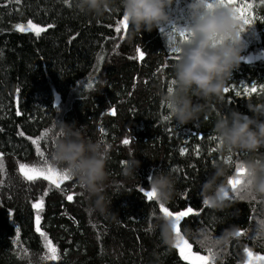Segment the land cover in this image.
Listing matches in <instances>:
<instances>
[{"label": "trees", "instance_id": "obj_1", "mask_svg": "<svg viewBox=\"0 0 264 264\" xmlns=\"http://www.w3.org/2000/svg\"><path fill=\"white\" fill-rule=\"evenodd\" d=\"M75 2L0 0V154L4 166L0 171V264H187L176 248L162 244L159 229L147 230L162 214L159 204L148 201L140 188L150 190L147 177L160 172L171 173L176 180V192L167 207L178 211L191 206L198 212L181 222L182 235L195 253L206 254L211 246L201 243L202 233L211 240L235 227L245 235L233 238L222 253V264H245L244 248L264 254V233L260 232L264 202L252 200L245 192L241 199L228 189L229 206L215 210L203 204L202 190L212 165L230 155L211 151L218 143L211 139L218 116L232 109L251 115L247 104L264 105V92L259 91L264 85V59L259 57L264 51V0H235L230 5L240 7L253 21L243 33V59L228 82L230 91L224 99L199 101L205 103L204 112L184 126L172 118L163 119L170 110L161 93H166L173 78L172 57L177 55L171 52L169 37L180 42L172 24L163 25L164 32L153 30L128 39L129 27L126 32L123 27L119 34L115 31L121 11L93 18L80 14ZM187 2L175 0L169 9L177 27L186 22ZM29 20L46 31L37 37L34 31L16 29L17 24L27 26ZM137 48L144 52L143 59ZM252 84L258 91L245 95L244 86ZM235 91L241 96L236 97ZM113 109L115 115L109 113ZM18 110L21 115L16 114ZM57 121L75 122L83 126L86 137L103 138L113 145L108 170L114 186L108 195L114 197L107 213L90 212L73 179L57 189L51 181H27L21 174V163L44 165L47 160L51 165L49 130ZM44 132L48 136L39 144L44 155L38 156L32 140ZM126 138L128 145L122 142ZM181 149H187L184 155ZM231 155L230 176L235 162L245 154ZM132 157L141 162L138 174L125 179L122 162ZM74 193L69 202L67 195ZM40 199L44 202L41 230L57 249L56 260L40 259L49 254L45 238L36 232L32 205Z\"/></svg>", "mask_w": 264, "mask_h": 264}, {"label": "clouds", "instance_id": "obj_2", "mask_svg": "<svg viewBox=\"0 0 264 264\" xmlns=\"http://www.w3.org/2000/svg\"><path fill=\"white\" fill-rule=\"evenodd\" d=\"M175 0H76L78 12L93 18H102L113 11H121L129 26L128 39L160 30L163 25L175 24L169 13ZM214 0H188L186 22L177 28L186 32L188 38L175 47L179 53L173 66L174 83L171 91L161 93L164 102L170 106V116L181 126L199 119L205 110V103L212 99L223 100L225 88L238 69L244 50L243 33L247 31L235 16L232 6L209 8ZM194 97L196 100L194 101ZM251 115L232 109L218 116L214 134L219 141L221 154H245L239 163L246 170L244 177L247 196L264 202V105L247 104ZM75 122L57 121L49 130L51 151L49 163L61 172H67L85 196L90 212L107 213L112 199L108 189L114 181L108 170L113 145L103 138L95 140L83 135ZM140 161L134 157L123 162L122 176L135 179ZM212 173L202 185L208 207L223 210L229 201L223 198L228 190L231 165L224 161L212 165ZM219 181V183H218ZM150 190L155 191V201L167 206L173 199L176 180L171 173L160 172L150 176ZM159 229V239L169 248L176 243L173 221L163 215L157 217L152 230ZM235 227L224 229L218 237L211 239L216 253L215 260L222 264L224 253L237 231Z\"/></svg>", "mask_w": 264, "mask_h": 264}, {"label": "snow or ice", "instance_id": "obj_3", "mask_svg": "<svg viewBox=\"0 0 264 264\" xmlns=\"http://www.w3.org/2000/svg\"><path fill=\"white\" fill-rule=\"evenodd\" d=\"M10 2H12V0H10ZM14 2L19 4L20 0H14ZM64 2L67 3L68 0H64ZM234 4H235V0H214V3L210 4L209 8H214L217 6H230ZM245 7L250 8L251 5H246ZM234 11H235L236 18L238 20H242L243 21L242 24L244 26L252 25L253 23L252 19L246 17L243 13V10L240 7H234ZM181 19H184L183 14L181 15ZM15 27L18 31H21V32L34 31L37 37H39L42 32L46 31V29L40 28L34 25L31 20L28 21L27 26L23 24H17ZM48 27H52V25H49ZM121 27H123L125 32L127 31L129 26H128L126 17H122V19L117 22V26L115 28V31L117 34L121 32ZM160 32H164L163 27L160 29ZM172 32L180 37V42H183L184 40H186L189 35L184 31L178 30L175 24H172ZM169 39L172 40L171 52L178 55L179 48L175 47L176 43H175L174 37L170 36ZM137 52L139 53L140 59H143L144 52L141 51L139 48H137ZM177 55H174L172 58L176 59ZM164 67H167V65H165ZM173 83L174 81L171 80L169 86L172 85ZM89 87H92V85L89 84ZM232 88L235 89V84L232 85ZM168 90L171 91V87H168ZM224 91L225 93H228L230 91V88L226 87ZM257 91L258 90H257L256 84H252L251 88H249L247 85H245L243 88V92L245 95H251L252 93H256ZM259 91L264 92V85H260ZM235 96L236 97L241 96V92L235 91ZM167 107L169 108L170 106L167 105ZM16 114L21 115L19 110L16 112ZM111 114L115 115L114 109ZM163 119L165 121L170 120L171 119L170 114L165 115ZM20 135H24V133L21 132ZM47 136H48V132H44L41 134L40 137L32 140V143L37 146L36 151H37L38 156L44 155V153L40 149L39 144H40V140L47 138ZM211 139L218 141V138L216 136H213ZM122 142L124 145H128L130 143V140L126 138ZM218 149H219V141L217 143L216 148L211 149V151L215 152ZM186 151L187 149H181L180 154L184 155ZM196 154L199 155V148H197ZM223 160L226 164H229V165H232L234 163L231 154L228 155L227 157H224ZM43 163L45 166L39 167V168L29 167L27 164L21 163L19 165V170L27 181H35L39 178H43L46 181H51V183L54 184L57 189H60L61 186L66 181H71L73 179L70 175H68L67 172H61L60 170L48 164L47 160H44ZM3 167L4 166H3L2 154H0V171H3ZM173 171H178V170L173 169ZM245 175H246V170L243 168V166L239 162H235V172L233 175L229 176V179L227 182L228 189H230L231 192L234 193L236 197H239L241 199L244 198L243 196H241V192L247 193V188H248V186L245 184V181H244ZM150 176L151 175L147 177L148 181L150 179ZM140 190L143 193V195L147 198L148 201L151 202L155 200L156 194L154 190L146 191L143 186H141ZM221 191L223 192V198L228 199L229 190L221 189ZM44 195H47V192H45ZM75 195H76L75 193L67 195V200L69 202L73 201ZM203 204L207 206L208 201L205 199L203 201ZM32 207L36 210V216H35L36 232L39 233L40 236L45 238V248L49 250V254L41 256L40 259L41 261L56 260L58 259L57 254H56L57 249L55 247H51V241L48 240L45 232L41 230V224H40L41 213L43 212V209H44L43 199H40L38 202L33 203ZM159 212L163 216L168 217L173 221V227H174V231L176 234V243L174 245V248L178 250L179 256L184 261H186L187 264H215L216 253L213 251L212 242L209 240V237L206 233H202L204 235V240L201 241V243H204L205 241H207L211 245L210 247H207L206 254L193 253L192 244L187 239H185L184 235H182L181 222L185 220L187 217H189L190 215L198 214V212H195L191 206H188L183 210L172 211L167 206H164L162 204H159ZM260 224H261L260 232L264 233V221H261ZM151 229H152V226L149 225V228L147 230L150 231ZM234 235L235 237H240V236L245 235V233L243 231L237 230L234 233ZM243 251L248 257L247 264H253V256H254L253 252L248 248H244ZM254 259L255 261H264V255L257 254L255 255Z\"/></svg>", "mask_w": 264, "mask_h": 264}, {"label": "rangeland", "instance_id": "obj_4", "mask_svg": "<svg viewBox=\"0 0 264 264\" xmlns=\"http://www.w3.org/2000/svg\"><path fill=\"white\" fill-rule=\"evenodd\" d=\"M260 58H263L264 59V51L259 55ZM251 59V57H249ZM29 167H44V165H38V164H27ZM193 253H195L193 250H192ZM253 252V251H252ZM254 256H253V264H264V261H255L254 257L255 255H257V253H254ZM259 255H264L263 253L262 254H259ZM247 261H248V257L246 255V262L245 264H247Z\"/></svg>", "mask_w": 264, "mask_h": 264}, {"label": "water", "instance_id": "obj_5", "mask_svg": "<svg viewBox=\"0 0 264 264\" xmlns=\"http://www.w3.org/2000/svg\"><path fill=\"white\" fill-rule=\"evenodd\" d=\"M111 114V112H109Z\"/></svg>", "mask_w": 264, "mask_h": 264}]
</instances>
